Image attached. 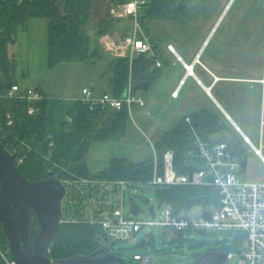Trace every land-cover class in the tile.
<instances>
[{"label":"rangeland","instance_id":"1","mask_svg":"<svg viewBox=\"0 0 264 264\" xmlns=\"http://www.w3.org/2000/svg\"><path fill=\"white\" fill-rule=\"evenodd\" d=\"M117 2L93 0L90 19L84 29L90 39L91 50L96 46L101 47V38L106 34L119 37L130 32L131 21L128 22V29L121 32L117 29L121 24L120 19H117L119 21L115 22L116 26L112 30L97 35L100 23L109 21L110 8ZM44 20L29 19L27 26L19 28L17 42L9 46L10 72L16 81L23 87L41 86L51 98L77 99L83 87L109 92L112 76L109 67L115 57L102 47L100 55L94 59L62 62L53 68L48 67V40ZM213 27L215 29L204 46ZM152 29L150 36L155 38L164 51L171 44L187 62L201 51L202 61L211 62V70L226 78L225 82L217 85L214 94L235 124L192 78L187 82L185 80L180 99L170 98L172 88L168 86H176L185 73L182 61L173 54L177 59L175 65L163 67L162 79L157 85L154 83L148 95L149 105L142 108L144 114L140 113L137 105L133 106L134 118H131L126 138L119 142H96L89 149L86 164L90 174L105 171L110 160L115 157L142 161L154 156L152 143H156L173 128L182 116L202 108H212L228 125L227 131L214 135L212 139H220L221 135L233 137L247 146L250 157L245 177L249 181L264 182V164L252 144L244 137H249L257 148H260L261 143L264 146V128L261 124L264 89L261 83L250 81L261 79L264 74V0L193 1L183 22L154 23ZM262 152L264 155V147ZM162 189L147 185L140 187L137 192L131 190V194L135 193L132 200L141 208L139 218H151L149 206L158 204V192ZM130 201L131 196L127 190V209ZM201 213V208L194 207L189 217H198ZM148 237L151 240L140 247ZM232 240L233 236L211 233L184 232L181 237H175L171 232L153 226L142 229L136 240L104 242L102 246L115 251L127 264H144L134 260L137 253L151 255L152 264H191L196 255L209 249H221L226 244L232 245ZM203 241L211 244L202 248L195 247L196 242ZM238 260L235 256L228 260V264H238Z\"/></svg>","mask_w":264,"mask_h":264},{"label":"trees","instance_id":"2","mask_svg":"<svg viewBox=\"0 0 264 264\" xmlns=\"http://www.w3.org/2000/svg\"><path fill=\"white\" fill-rule=\"evenodd\" d=\"M193 1L197 0H148L140 18L146 35L152 34L154 23L183 22ZM92 5L93 0H8L1 8L0 15V94L17 83L10 72L9 46L17 42L19 28L27 26L31 18H45L48 21L49 68L62 62H84L99 56L101 47L96 46L91 50L90 39L84 32ZM117 21L119 20L109 16V21L100 23L97 35L112 30ZM150 38L161 50L155 38ZM161 59L164 61L163 56ZM162 69L157 66L155 57L146 54L137 56L132 66L127 58H114L109 67L112 73L109 93L123 95L131 80L134 91L145 95L162 75ZM30 105L39 109L33 115L28 113ZM8 113L14 121L13 126L6 128L10 138L24 141L32 147L31 151L26 150L24 162L18 165L21 174L31 182L47 179L50 173L54 175L57 170L55 163L85 175L90 174L86 157L92 145L96 142L122 141L128 134L131 121L127 106L118 111H93L77 99L51 98L47 95L46 99L36 104L27 100L0 98V120L4 125ZM187 116L192 119L198 134L204 140L226 142L236 161L242 164L246 172L250 157L247 146L233 137L221 135L220 139H212L214 135L228 130L224 119L212 108H202L182 116L173 128L154 143L159 152L160 164L163 153L173 150L178 172L185 173L197 168L195 157L191 155L195 136L186 122ZM3 145L6 146L5 142ZM153 167L154 156L142 161L115 157L110 160L105 171L96 175L109 179L148 181L153 176ZM158 197L160 201L172 204L178 211L211 206L219 200L217 189L213 186L180 185L163 188L158 192ZM230 236H233V244H226L221 250L228 247V251L240 252L245 245V235L235 232ZM102 237L103 233L97 227L62 223L49 244L46 256L56 261L92 254L102 248L117 254L102 246ZM8 249V240L0 225V264H8L1 254ZM7 258L13 259L11 252Z\"/></svg>","mask_w":264,"mask_h":264},{"label":"built area","instance_id":"3","mask_svg":"<svg viewBox=\"0 0 264 264\" xmlns=\"http://www.w3.org/2000/svg\"><path fill=\"white\" fill-rule=\"evenodd\" d=\"M8 0H0L1 8ZM148 0H123L115 3L109 11L115 19H128L131 21L130 32L119 37L106 34L101 38V47L104 51L115 58H127L130 64L137 56L146 54L157 59V66L162 67V51L156 47L150 36L143 33L140 18ZM168 50L174 54L179 61L183 58L179 55L173 45ZM197 63V62H196ZM188 74H194L193 64H185ZM263 85L264 74L261 79L250 80ZM179 89L173 95L177 97ZM0 98H11L27 100L32 104L40 103L46 99V95L39 89L32 87L23 88L18 83ZM77 100L85 104L90 110H121L127 106L132 117V108L137 105L146 107V98L142 93H136L132 83L121 96L111 93L97 95L92 87H83L81 95ZM39 109L30 105L28 113L35 114ZM186 122L195 136L194 149L191 155L195 157L197 168L185 173H180L175 168V154L173 150L163 153L162 164L159 160V152L152 143L154 150L153 176L148 181L126 179H109L96 174H82L76 170H70L54 164L57 169L54 176L58 178L65 188V195L62 200V223L88 224L97 227L103 233L100 240L104 242H117L136 240L137 234L147 227H159L162 231H169L175 237L182 236L184 232L204 233L214 235H231L241 232L245 235V245L240 252L228 251V260L235 256L239 258L238 264H264V182L249 181L245 177L243 166L236 161L226 142L206 141L198 134L192 119L187 116ZM13 119L7 114L6 124L0 120V139L5 142V148L15 156L16 165H20L26 158V150L31 151L32 147L21 140H14L7 132V127L13 126ZM264 128V92H263V115L261 120ZM6 126V127H5ZM245 139L252 144L257 155L264 164L260 148L253 145L249 137ZM53 143H51V146ZM155 186L159 188H171L180 185L191 186H213L218 192L217 204L211 206H197L202 213L198 217H189L193 210L178 211L172 204L160 201L154 206L155 216L150 219H141L139 206L136 214L133 213V205L137 202L132 198L142 186ZM127 190L131 196L129 208L127 209ZM159 204L161 206L159 207ZM151 206V205H150ZM149 206V207H150ZM161 213V218L159 219ZM151 239L148 237L140 247ZM2 252V256L8 264H16ZM135 261H142L144 264H152V256L142 254L134 255Z\"/></svg>","mask_w":264,"mask_h":264},{"label":"water","instance_id":"4","mask_svg":"<svg viewBox=\"0 0 264 264\" xmlns=\"http://www.w3.org/2000/svg\"><path fill=\"white\" fill-rule=\"evenodd\" d=\"M64 195L63 184L52 173L38 182L26 179L15 163V156L0 139V225L16 264H127L120 255L103 248L92 254L56 261L46 256L49 244L62 224ZM138 208V204L134 203V214ZM149 209L154 217V206ZM210 244L196 242L195 247ZM228 250L225 247L224 252L208 251L191 264H226Z\"/></svg>","mask_w":264,"mask_h":264},{"label":"crops","instance_id":"5","mask_svg":"<svg viewBox=\"0 0 264 264\" xmlns=\"http://www.w3.org/2000/svg\"><path fill=\"white\" fill-rule=\"evenodd\" d=\"M118 1H123V0H118ZM228 5H227V7H228ZM44 21H45L46 29H47V27H48V21H47V19L44 20ZM120 22H121V24H120V26H118L117 29L119 31H121V32H125L128 29V22H129V20L128 19H120ZM214 29H215V27L212 28V31L210 32L209 36L207 37L206 41L204 42V46L207 43V41L209 40V38L211 37V34H212V32H213ZM161 51H162L163 56H164V61H163L162 68L164 66H167V65L174 66L175 65V60H177L176 57L173 54H171V52L169 50H166L165 49V51H164V49L162 48ZM200 52L201 51H199L198 53H196L194 56L192 55L193 57H192V60L190 62H187L184 59V57H182L180 55L183 58V61L181 63L183 65L184 69H185V73H184L183 77L180 79V81L178 82V84L176 86L173 87L172 84L170 85V87L168 86V88H172V91H170V98L172 100H178V99H180L181 93H182V90H183V84H184L185 80L187 82L189 79L192 78L196 82V84L198 86H200L201 89H203L205 91L207 97L211 101L214 100L219 106H221V104L217 100L214 92H215V89H216L217 85H219L222 81L225 82L226 81V78L224 76H222L220 73H216L215 71H212L211 70V64L212 63L211 62H204V61H202V56H201V53ZM187 56H190V54L187 53ZM185 64H190V65L193 64V66H194V74L193 75L188 74V72H187V70L185 68ZM161 79H162V75L157 79V81L155 82V85H157L158 84V81H160ZM184 86H185V84H184ZM23 88H25V87H23ZM39 88H41V91L48 96V94L46 93V91H45V89L43 87H41V86L40 87H36V89H39ZM93 89H94V91H95V93L97 95H101V94H104V93H109V92H106V91L98 92V91H96L95 88H93ZM152 89L147 94L144 95V97L146 98L147 105H149V102H150V99L148 98V95L151 93ZM177 89H179V94H178L177 97H175L173 95V93ZM137 108L140 111V113L144 114L142 112L143 109L141 107H138L137 106ZM221 109L223 110L222 106H221ZM225 114L231 119V116L228 113L225 112ZM131 118H134V116H133V109H132V117ZM231 121L234 123V121L232 119H231Z\"/></svg>","mask_w":264,"mask_h":264},{"label":"flooded vegetation","instance_id":"6","mask_svg":"<svg viewBox=\"0 0 264 264\" xmlns=\"http://www.w3.org/2000/svg\"><path fill=\"white\" fill-rule=\"evenodd\" d=\"M212 250H213V251H217V252H224V250H221V249H217V250H216V249H209V250H207V252H208V251H212ZM204 253H206V252H203V253H200V254L196 255L195 258H194V260H195L197 257H199L200 255L204 254Z\"/></svg>","mask_w":264,"mask_h":264}]
</instances>
